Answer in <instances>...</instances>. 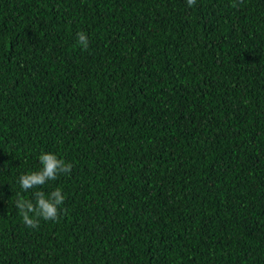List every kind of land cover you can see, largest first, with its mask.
Masks as SVG:
<instances>
[{"label":"trees","instance_id":"trees-1","mask_svg":"<svg viewBox=\"0 0 264 264\" xmlns=\"http://www.w3.org/2000/svg\"><path fill=\"white\" fill-rule=\"evenodd\" d=\"M0 264H264V0H0Z\"/></svg>","mask_w":264,"mask_h":264},{"label":"clouds","instance_id":"clouds-1","mask_svg":"<svg viewBox=\"0 0 264 264\" xmlns=\"http://www.w3.org/2000/svg\"><path fill=\"white\" fill-rule=\"evenodd\" d=\"M186 4L188 7H193L196 5V0H186ZM77 43L82 50H87L89 45L87 34L78 32ZM38 159L39 170L19 176L18 183L24 192L42 188L47 182L57 180L60 175L71 174L72 164L58 158L55 154L41 153ZM33 196L34 202L18 197L14 205L23 224L28 228L38 229L41 220L58 222L60 206L65 199L62 190L56 188L48 195L43 191H35Z\"/></svg>","mask_w":264,"mask_h":264}]
</instances>
